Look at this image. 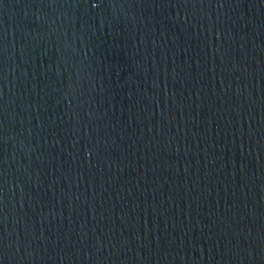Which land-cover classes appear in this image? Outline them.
Returning <instances> with one entry per match:
<instances>
[{
  "label": "water",
  "instance_id": "95a60500",
  "mask_svg": "<svg viewBox=\"0 0 264 264\" xmlns=\"http://www.w3.org/2000/svg\"><path fill=\"white\" fill-rule=\"evenodd\" d=\"M0 264H264V0H0Z\"/></svg>",
  "mask_w": 264,
  "mask_h": 264
}]
</instances>
